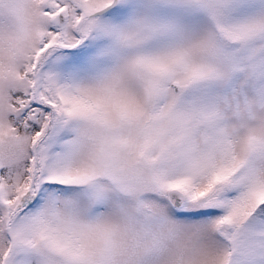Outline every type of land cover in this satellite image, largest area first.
I'll list each match as a JSON object with an SVG mask.
<instances>
[{
    "label": "snow or ice",
    "instance_id": "snow-or-ice-1",
    "mask_svg": "<svg viewBox=\"0 0 264 264\" xmlns=\"http://www.w3.org/2000/svg\"><path fill=\"white\" fill-rule=\"evenodd\" d=\"M185 233L264 264V0H0V264Z\"/></svg>",
    "mask_w": 264,
    "mask_h": 264
},
{
    "label": "clouds",
    "instance_id": "clouds-1",
    "mask_svg": "<svg viewBox=\"0 0 264 264\" xmlns=\"http://www.w3.org/2000/svg\"><path fill=\"white\" fill-rule=\"evenodd\" d=\"M221 255L210 234L196 239L185 233L169 245L158 264H219Z\"/></svg>",
    "mask_w": 264,
    "mask_h": 264
}]
</instances>
